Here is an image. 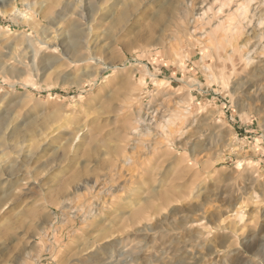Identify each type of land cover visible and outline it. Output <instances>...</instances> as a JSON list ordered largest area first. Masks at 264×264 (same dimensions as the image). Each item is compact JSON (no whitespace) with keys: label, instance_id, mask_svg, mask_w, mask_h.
<instances>
[{"label":"rangeland","instance_id":"1","mask_svg":"<svg viewBox=\"0 0 264 264\" xmlns=\"http://www.w3.org/2000/svg\"><path fill=\"white\" fill-rule=\"evenodd\" d=\"M116 1L0 0V264H264V0Z\"/></svg>","mask_w":264,"mask_h":264},{"label":"bare ground","instance_id":"2","mask_svg":"<svg viewBox=\"0 0 264 264\" xmlns=\"http://www.w3.org/2000/svg\"><path fill=\"white\" fill-rule=\"evenodd\" d=\"M133 1V0H132ZM120 2V1H116V5L118 6V4L120 5V3H122L123 5H124V9L119 13V14H117L116 12H113V13H111L112 15V19H113V21H112V23H113V25H117V24H119V23H122V22H125V21H127V19L126 18H128V15L133 11V9H134V7L136 6V2ZM231 1L232 0H226V1H223V2H221V4H220V8L218 9L219 11H221V10H224L223 8H224V6L225 5H228L229 3H231ZM242 1V0H241ZM253 0H243L242 2H236L237 3V8H236V12L237 11H239L240 9H242V12L246 15V17L248 16L249 17V15H248V13H249V11H254L255 9H256V7H251L250 6V4H251V2H252ZM178 2V1H177ZM163 3V2H162ZM161 3V4H162ZM189 3H190V0H189ZM160 4V5H161ZM165 4V1H164V3H163V5ZM173 5L174 4H176V2L174 3H172ZM171 4V6L173 7V5ZM193 4V3H192ZM159 5V4H158ZM163 5H161L160 7H162ZM166 5V4H165ZM167 5H168V3H167ZM244 5H246L245 7H243ZM228 6H230V5H228ZM160 7H158V8H156V9H161ZM205 6H203V3L201 2V4L198 6V9H200L202 12H199L198 14H199V16L201 17L202 15L204 16L205 14H206V12L208 11V7L206 8V10L205 9H203ZM166 8H167V6H166ZM165 8V9H166ZM177 8L178 7H174V12H175V9L177 10ZM115 10V9H114ZM163 10V9H162ZM170 10H172L173 11V8H171ZM229 10H231V8L229 9ZM164 11V10H163ZM232 11V10H231ZM228 12V13H226L227 15H226V17H223L224 19H225V21L223 20V18H222V21L220 20H218V23L216 22V25L214 26H212L211 28H210V30L208 31V33H212V31H214V30H218V29H220L221 28V30L219 31V33L220 32H222V30H223V32L222 33H225V34H230V35H233V34H239L238 33V31H239V28H236V27H233L232 26V24L231 23H229V24H227V21H230V20H232V17H230L232 14H234L235 12V9H234V13H232V12ZM157 13V12H156ZM156 13H154V14H156ZM187 13V12H186ZM230 13H232V14H230ZM154 14H152L153 16H154ZM178 14V13H177ZM189 14V13H188ZM187 14V15H188ZM253 14V16H254V14L255 13H252ZM251 14V15H252ZM23 15V14H22ZM166 15H168V14H166ZM186 15V14H185ZM229 15V16H228ZM234 15H236V14H234ZM238 15V17L240 16L239 15V13L237 14ZM237 15L236 16H233V17H236V18H238L237 17ZM25 16H27V15H25ZM152 16V17H153ZM170 16H174V19H175V15H170ZM169 16V17H170ZM228 16V17H227ZM253 16H251V18H250V21H252L253 20ZM32 17H33V15H32ZM183 17V16H182ZM173 18V17H172ZM171 18V19H172ZM179 18H181V17H179ZM188 18V17H187ZM228 18V19H227ZM32 19V21H33V23H35V19H34V17L33 18H31V16L29 15V16H27L26 17V20H31ZM168 19V18H167ZM170 19V18H169ZM170 19V20H171ZM176 20H178V19H176ZM182 20V19H181ZM180 20V21H181ZM185 20H187V19H185ZM227 20V21H226ZM241 20V19H240ZM166 21V18H165V15L163 14V12L162 11H160V12H158L155 16H154V19H153V22H151V24H149V25H147L148 26V33L149 34H153V31L155 30V28L156 27H158V26H163V25H166V23L168 24L170 21L169 20H167V22H165ZM169 21V22H168ZM175 20H173V22H174ZM179 21V20H178ZM191 21V20H190ZM233 21V20H232ZM238 21V20H237ZM165 22V23H164ZM187 22V21H186ZM240 23V22H239ZM162 24V25H161ZM170 24V23H169ZM168 24V25H169ZM174 24H177V22L176 23H174ZM172 25V24H171ZM188 25V24H187ZM76 26V25H75ZM73 27L71 30H70V32H69V35L72 37V38H76V37H79V35H80V31H79V29H78V27ZM177 26H179V25H177ZM176 26V27H177ZM189 26H191V25H189ZM189 26H186V28H188L190 31H192L191 30V28L189 27ZM197 26V25H196ZM195 26V27H196ZM165 26H163L162 28H164ZM167 27V26H166ZM182 27V26H181ZM184 27V26H183ZM179 29H180V26H179ZM196 29V28H195ZM174 30V29H173ZM181 30V29H180ZM185 30V29H184ZM217 31V32H218ZM194 32V31H193ZM216 32V33H217ZM189 32H187V34H188ZM218 33V34H219ZM220 35V34H219ZM211 37V36H210ZM227 37V36H226ZM149 38V37H148ZM189 38V37H188ZM217 39V38H216ZM76 40V39H75ZM154 42V41H153ZM156 42V41H155ZM155 42H154V44H155ZM157 42H159V41H157ZM150 44H153V43H150ZM218 47V46H217ZM221 47V46H220ZM234 47V46H233ZM234 49V48H233ZM236 49V48H235ZM218 50H219V48H218ZM218 50H217V52H218ZM237 50V49H236ZM220 51V50H219ZM233 52V51H232ZM231 52V54H233ZM235 52V51H234ZM230 55V54H229ZM229 57V56H228ZM232 57V56H231ZM261 75H263V74H261ZM160 84H164L163 83V81H161V83ZM135 97V96H134ZM137 98V97H136ZM135 99V98H134ZM149 110V109H148ZM150 114V112L149 111H147L146 110V112H144V114L142 115H140V117H139V123H141V124H150L151 123V120H150V118H149V120H148V118L147 117H145V116H148ZM149 121V122H148Z\"/></svg>","mask_w":264,"mask_h":264}]
</instances>
